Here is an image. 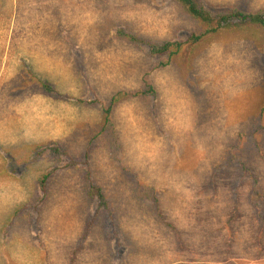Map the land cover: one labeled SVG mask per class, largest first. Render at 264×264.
Segmentation results:
<instances>
[{
  "label": "rangeland",
  "instance_id": "1",
  "mask_svg": "<svg viewBox=\"0 0 264 264\" xmlns=\"http://www.w3.org/2000/svg\"><path fill=\"white\" fill-rule=\"evenodd\" d=\"M212 13L264 0H198ZM171 0H0V264H264V33L208 36L168 58L122 39L186 41ZM144 81L155 99L130 98ZM43 86L51 88L44 91ZM89 154L116 236L96 224ZM51 174L43 194L39 180Z\"/></svg>",
  "mask_w": 264,
  "mask_h": 264
},
{
  "label": "trees",
  "instance_id": "2",
  "mask_svg": "<svg viewBox=\"0 0 264 264\" xmlns=\"http://www.w3.org/2000/svg\"><path fill=\"white\" fill-rule=\"evenodd\" d=\"M184 15L200 26L198 33L191 34L189 38L182 41H162L157 42L147 38L139 37L133 34L120 33L119 36L126 40L130 45L138 49H146L150 57H162L166 56L169 59L181 54L186 48L194 47L200 41L208 36L217 34L239 32L245 29H256L264 33V10L254 13H244L241 11H231L226 13H212L204 9L198 0H171ZM45 92L50 93L51 88L43 86ZM134 98L140 100L155 99L156 94L153 87L144 81V85L141 90L137 92H125L121 91L116 93L107 104L103 111V134L108 139L111 147V153L113 156H117L120 150V145L116 136L114 123L111 119V114L116 105L127 99ZM253 138L256 139L260 132H264L262 125H258L253 131ZM59 157H63L67 160V166L69 168L81 167V179L84 183V190L87 193V197L90 205L95 207V212L90 215L86 220V226L84 230V240L91 229L99 223L101 220V227L106 232H111L112 238L116 236L114 229V218L109 209V202L100 186H98L92 179L91 170L89 167V154L84 152L83 154L73 157L66 151L56 149ZM52 173L45 174L39 180V189L45 194L51 179Z\"/></svg>",
  "mask_w": 264,
  "mask_h": 264
}]
</instances>
